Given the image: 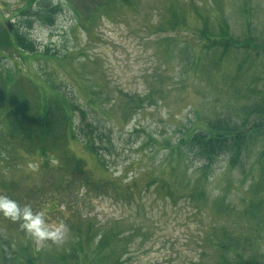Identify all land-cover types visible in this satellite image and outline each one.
<instances>
[{
    "label": "rangeland",
    "instance_id": "1",
    "mask_svg": "<svg viewBox=\"0 0 264 264\" xmlns=\"http://www.w3.org/2000/svg\"><path fill=\"white\" fill-rule=\"evenodd\" d=\"M24 1L0 0V27L11 26L9 32L24 36L36 51L31 56L16 47L0 48V85L8 83L4 97L22 104L17 109L26 105L23 116L32 121L39 100L60 91L74 105L68 113L74 140L60 115L57 136L65 141L57 140L55 154L47 152L45 168L36 144L21 139L8 123L11 98L1 100L0 193L43 209L53 222L63 221L68 234L61 244H38L20 222L0 214V251L7 258L0 264H13L8 259L26 244L55 259L78 230L90 225L97 232L109 224L127 238L115 247L116 255L127 250L121 264H213L215 252L206 239L221 231L252 235L264 259V219L262 227L239 219L251 200L264 201V186L258 197L250 191L260 181L255 162L262 140L238 168H227L222 159L215 163L203 187L208 201L199 205L188 202L184 182L194 184V168L201 165L196 160L169 165L162 146L198 132L208 120L241 124L245 106L258 102L264 89V48H259L264 0H131V8L115 4L105 10L93 9L89 0H44L53 12ZM172 7L186 19L176 31L165 26ZM199 17L214 29L226 18L230 34L241 42L253 36L258 58L243 48L229 50L223 59L217 48L204 52L189 33ZM255 120L251 116L248 125ZM89 125L101 132L95 145L106 168L85 153L77 136ZM67 155L83 161L90 187L58 169ZM220 193L230 210L218 214L212 202Z\"/></svg>",
    "mask_w": 264,
    "mask_h": 264
},
{
    "label": "trees",
    "instance_id": "2",
    "mask_svg": "<svg viewBox=\"0 0 264 264\" xmlns=\"http://www.w3.org/2000/svg\"><path fill=\"white\" fill-rule=\"evenodd\" d=\"M43 3L41 4V2ZM92 2L93 9H110V6L115 4L131 8V0H89ZM40 4L39 10L53 12L54 8L47 6L44 0H25V6L30 7L34 3ZM48 14V13H47ZM46 16L44 20L51 24L50 18ZM165 26L171 31H176L181 26L186 24V19L183 17V12H179L172 7L169 9ZM199 19L196 27L193 31H190L193 40L201 44L203 51H210L217 48L219 51V58L223 59L227 56L229 50L243 48L245 51L257 52L254 46L250 44L254 41V37L250 36L241 42L236 37L232 36L229 32V26L226 22V18L222 19L223 23H217L215 29L207 24V19ZM30 24H28V28ZM11 26L0 27V48H18L31 56L36 54L33 48V43L26 39L24 36L13 32H9ZM259 46V45H258ZM259 48H264L261 44ZM263 53H264V49ZM251 54V52H249ZM255 54V53H254ZM255 58L258 56L255 54ZM257 56V57H256ZM264 56V54H263ZM52 57V56H49ZM264 59V57H263ZM246 60V59H245ZM248 60V59H247ZM217 61V59H216ZM264 64V60H263ZM8 83L2 82L0 85V101L4 100L12 102L11 108L9 104L10 115L8 116L9 125L14 124L16 126L15 133L21 136V139L27 143H35L38 150V156L42 160L44 167L48 168V162L46 157L48 151L51 153L57 150V140L62 139L65 141L63 136H57L59 131V116H65L66 120L62 122L67 128L66 132L70 139L74 140L72 129L73 120L68 115L72 112L74 105L67 99L60 91L53 90L54 95L52 97L43 96L39 100V106L37 107L38 118H33L30 121V115L23 116L28 107L15 105L13 97H4L7 94ZM254 91L252 90V93ZM262 93L258 99V102L246 105L243 114L246 115L245 120L241 124H236L231 120L226 119H214L203 121L205 123L204 128L198 132H193L190 135H182L179 140L172 143L171 141H165L162 146L166 150V158L164 162L168 160V164L183 162L184 164L196 160L201 166L194 168L198 174L197 180L194 184H185V192L187 193L186 198L189 201L195 202L196 204H203L208 201L205 193L206 181L210 179L212 174L213 166L215 163L222 159L225 160L227 168H238L245 160L248 152L252 151L254 145L259 140L264 143V89L258 91ZM12 96V95H11ZM259 96V95H258ZM151 101V100H150ZM141 102V101H140ZM12 114L15 115L17 122L13 123L10 119ZM254 116L256 120L248 125V119ZM12 118V117H11ZM22 119L23 130H20L19 120ZM57 125V126H56ZM83 126V125H82ZM54 128L49 130L48 128ZM13 131V129H12ZM64 134V133H63ZM80 141L83 143L82 147L85 153L92 156L97 160V163L102 168L105 167L104 158L101 156V148L96 147L95 140H99L101 136L100 130L93 126H84L79 130L77 135ZM59 137V139H58ZM47 143H51V146L46 147ZM103 142L100 140V144ZM49 149V150H48ZM50 153V154H51ZM49 154V155H50ZM256 164L259 165L260 170V181L256 183L250 191H253L257 195L261 192V187L264 186V144L257 152ZM187 165V164H186ZM58 169L68 170V180L73 178L76 180L84 181L86 188L90 187V181L85 173L83 161L80 158L67 155L65 158L60 159ZM111 183V182H108ZM70 183L69 186H71ZM264 191V190H263ZM197 204V205H199ZM212 205L217 208V213L221 214L225 209H229L227 198L225 194H219L212 202ZM239 219H246L252 225L257 227L261 226L264 219V201H253L245 207L244 211L241 212ZM110 225V224H109ZM107 226L106 228H97V232L93 229V226H88L85 231L78 230L76 236L71 240L69 248L63 251L58 257L51 258L45 257L39 254L38 251L31 252L27 246H21L20 250H15L11 255L9 262L13 264H121L120 259L123 255H127L125 246L122 248V254L116 255L115 247L118 244L127 243L125 236L124 238L116 231L113 226ZM220 234V237L218 235ZM207 243L212 247L215 252L216 261L213 264H264L263 255L256 249L255 244L257 239L246 232L240 234L219 232L217 235L211 234L207 239ZM15 249V248H14ZM121 249V248H120ZM127 249V248H126ZM124 255V256H125ZM0 258L2 261H6L7 258L3 255V251H0ZM113 259V260H112Z\"/></svg>",
    "mask_w": 264,
    "mask_h": 264
},
{
    "label": "clouds",
    "instance_id": "3",
    "mask_svg": "<svg viewBox=\"0 0 264 264\" xmlns=\"http://www.w3.org/2000/svg\"><path fill=\"white\" fill-rule=\"evenodd\" d=\"M0 214L13 222H20L28 235L38 244L51 241L61 244L67 238L68 228L63 221H51L43 209H34L31 203L20 204L0 193Z\"/></svg>",
    "mask_w": 264,
    "mask_h": 264
}]
</instances>
